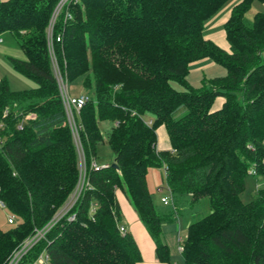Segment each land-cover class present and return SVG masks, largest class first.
I'll return each mask as SVG.
<instances>
[{
    "label": "trees",
    "instance_id": "16d2710c",
    "mask_svg": "<svg viewBox=\"0 0 264 264\" xmlns=\"http://www.w3.org/2000/svg\"><path fill=\"white\" fill-rule=\"evenodd\" d=\"M58 1L0 0V34L10 32L24 53L23 59H7L35 83L13 90L0 78V199L16 218L0 229V264L50 221L79 179L47 38ZM226 1L81 0L58 14L52 49L60 73L68 84L82 77L89 96L77 113L88 185L71 209L75 219L57 221L19 264L43 250L51 264H138L134 238L118 229V188L159 260L169 262L170 256L162 224L186 215L191 219L180 242L182 264H264V187L252 201L240 197L250 169L264 178V14L245 17L255 0L233 5L223 24L226 51L204 37L206 20ZM206 57L227 73L203 79L196 89L187 80L189 64ZM217 96L224 102L213 110ZM105 120L114 125L103 135L98 123ZM161 124L171 150L156 149ZM103 139L117 168L112 162L90 167ZM149 167L164 169L172 199L166 208L147 188Z\"/></svg>",
    "mask_w": 264,
    "mask_h": 264
},
{
    "label": "crops",
    "instance_id": "0c3cea01",
    "mask_svg": "<svg viewBox=\"0 0 264 264\" xmlns=\"http://www.w3.org/2000/svg\"><path fill=\"white\" fill-rule=\"evenodd\" d=\"M239 1L240 0H237L236 2H234L227 10H225L223 12V14H221L218 17V19L221 18V20L218 22V24H222V29H223L224 22L227 20L229 14H230V9L232 8L233 5H235ZM255 1H257V0H255ZM214 25H215V21H212L210 23L209 27L207 28L209 32L206 31V29H205L206 27L204 28V31H206V33H204V37L212 40L215 44H217L221 40V38H220L221 33L220 32H217V33L214 32V29H213ZM223 32H224V36H225L224 29H223ZM225 39H226V37H225ZM218 46L221 47L222 49L226 50V51H229V43H228V47H227V45H223V44H219ZM0 55H4V57H6V58L9 56L14 57V58H19V59L24 58L23 51L20 49V47L16 43L13 35L10 32H3L2 34H0ZM215 64H217V63H215L214 61H212L210 58H207V57L192 61L189 64V72L187 74L188 82L191 84H194V87H197L195 85L197 84L198 80L200 82H202L203 79H205L207 77L204 74V71H209L210 69H213L215 67ZM2 77H4V76H2V74L0 73V78H2ZM9 86H10V84H9ZM10 88H11V86H10ZM67 89H68V93L70 94L69 84L67 85ZM83 92H84V89L81 92V94ZM223 102H224V98L222 96H217L213 101L212 109L213 110L218 109L222 105ZM145 118H146V120L152 119V117L150 115H145ZM106 121H108V120L99 121V123H98L101 131L103 132V135H105L106 132H108L111 129V127L114 125V122H113L112 126L109 129H105V127H103V124ZM160 126H164V125L161 124ZM164 128H165V126H164ZM156 149L157 150H171L172 149L166 128H165V138H163V139L159 138V141H158V136H157ZM94 159L96 160V157ZM258 178H260V176ZM262 180L264 183V178H262ZM146 181H147V188H148L149 192L151 193L152 198L155 201L156 205L160 208H166V205H164L160 200L162 196L168 195L167 186L165 185V182H164L163 168L162 167H149L147 169ZM159 187H162L161 191L158 190ZM115 196H116V199H117L119 206H120V220L119 221H120V223H122L126 227L127 232L132 235V237L134 238V240H135V242H136V244L140 250L141 260L138 264H170V263H172L170 261V257L174 262L176 260L175 259V249L178 248V244H180V242L182 241L181 236H180L181 226H180L179 221L185 220L184 222L186 223V226H185V228H186L190 222L191 216H186V215L177 216L172 223H163L162 224V226H161V229H162L161 238H162L163 243L166 244L167 247L169 248V255H170L169 256V262H163V261L158 259L156 252H155L154 241L152 240L150 234L148 233L147 229L143 225L141 219L139 218L137 212L133 208L129 199L126 197V195L123 193V191L119 188L115 190ZM178 218H179V220H178ZM175 223L177 224L176 236L174 234H172V227L169 226L170 224L175 225ZM176 245H177V247H176Z\"/></svg>",
    "mask_w": 264,
    "mask_h": 264
},
{
    "label": "rangeland",
    "instance_id": "374dc122",
    "mask_svg": "<svg viewBox=\"0 0 264 264\" xmlns=\"http://www.w3.org/2000/svg\"><path fill=\"white\" fill-rule=\"evenodd\" d=\"M236 1L237 0H227L225 2V4L213 16L211 18L207 19L205 22V27H206L205 29L207 32H209L207 28L209 27V25L212 21H215V25L213 27L214 32L215 33H217V32L221 33V37H220L221 40L219 41V43H217L218 45L223 44V45H227V47H228V43L225 39L224 32L222 29V24H218V22L221 20V18L218 19V17L221 14H223V12L225 10H227ZM53 11H54V9H53ZM257 13L264 14V2H261V1L252 2L251 6L249 7L248 11L245 14V17L249 20H252ZM52 29H53V27H52ZM52 29H50V30H52ZM206 31H204V33H206ZM48 34H50V33H49V29L47 27V36H48ZM51 63H52L53 73H54L58 83L60 85H62V87L67 86L68 82L65 80V78L60 73V70H59V67L57 65L55 57H54V61H53V59H51ZM0 73L2 74V76L6 77L8 79V82L11 86V89L22 90V89H29V88H32L35 86V83L31 79H29V78L19 74L17 71H15L13 69L11 63L9 62V60L6 57H4V55H0ZM204 74L207 76L206 77L207 80L208 79H215V78H222L226 75V69L223 65L217 63V64H215V67L213 69H210L209 71H204ZM172 84H173L175 89L183 90V87L181 85H179L178 83L172 82ZM189 84L192 87H194V84H191V83H189ZM201 84H202V82H200L198 80L197 84L195 85L197 87H194V88H196V89L200 88ZM82 91H83L82 77H78V78L69 82V92L71 95L81 94ZM83 93H85V90ZM112 124H113L112 121H106L103 124V127H105V129H109L112 126ZM156 135L158 136V141H159V138H161V139L165 138L164 126L159 125L156 128ZM73 140H74V144H75L77 156H78L79 173L82 172V174H83L84 170L87 171V166H86V162L84 160V155H83L84 153L82 152L80 136L78 135V133H76V132L73 133ZM95 156H96V160L99 164L111 163L113 161V157H114L113 152H112V150H111L106 139H103V141H101L96 146ZM244 181H245V186H244V190L242 191L240 197H241L243 202H249L255 198L257 189L264 187V183H263L262 179L257 178L256 176L252 175L250 172L247 173ZM75 188L77 189V185ZM75 188L73 189L72 193L69 196L70 198L68 197V199H71ZM6 213H7L6 210L0 207V229L1 230L7 229L8 227L11 226L6 221ZM178 220H179V218H178ZM184 221L185 220L179 221L180 226H181L180 236H181L182 240H184L186 238V234H187V227L185 228L186 223ZM169 226L172 227V234H174L176 236L177 224L176 223H175V225L170 224ZM178 246H179V244H178ZM176 247H177V245H176ZM177 249L178 248L175 249V259L176 260L173 262V260L170 257V261L172 262L171 264H174L175 262L177 264L183 263L180 251H179V249L178 250Z\"/></svg>",
    "mask_w": 264,
    "mask_h": 264
},
{
    "label": "built area",
    "instance_id": "2783aa9c",
    "mask_svg": "<svg viewBox=\"0 0 264 264\" xmlns=\"http://www.w3.org/2000/svg\"><path fill=\"white\" fill-rule=\"evenodd\" d=\"M81 0H59L54 8V11L51 15L48 29L49 33L47 38H48V46H49V51L51 55V59L54 61V53L52 49V27L53 24L58 16V14L66 8L70 3H76L80 2ZM71 13L69 11H65V18H70ZM59 37H56V40H59ZM59 84V83H58ZM67 86L62 87V85L59 84V88L61 91V97H62V102H63V107L66 113L67 117V123L70 127V130L72 132V135L74 132L78 133L79 135V130L81 129V124L77 121V113L79 112L80 108L85 105V103L88 101L89 96L86 95L85 93L78 94V95H70L68 93V89L66 88ZM147 124H151L152 120L148 119L146 120ZM20 127V126H19ZM83 152V149H82ZM84 155V154H83ZM85 160V157H84ZM108 163L104 164H99L95 159L91 160L90 167L92 166L95 169H98L100 167H105L107 166ZM164 172V169H163ZM249 172L251 174H255L254 169H250ZM83 175V176H82ZM87 171L84 170L83 174L82 172L79 173V179L77 182V189L75 188L73 195L71 199H67V201L64 203L63 206L58 208V210L55 212L53 217L50 219L48 223H46L42 228L37 229L35 233L27 238H25L22 243L12 252V254L9 256L6 264H19L20 259L24 254L27 253V251L34 245L36 244L40 239L45 237V234L50 230V228L57 222L59 221L62 217L66 216V219L71 221L75 219V213L71 211L73 208L74 204L76 203L81 191L87 187L88 181H87ZM159 191L162 190V187H159ZM168 195L167 196H162L161 197V202L165 205H169L172 203L171 199V194L170 191L167 187ZM70 198V197H69ZM0 207L5 209V204L4 202L0 199ZM96 205L93 204L90 208V215L95 211ZM6 221L8 224L12 225L16 223V218L14 215H11L9 213H6ZM118 229L122 234H125L127 232L126 227L122 224H118ZM179 251H182V245L179 244L178 246ZM29 264H51L49 260V255L45 250H43L37 258L32 261Z\"/></svg>",
    "mask_w": 264,
    "mask_h": 264
},
{
    "label": "water",
    "instance_id": "95a60500",
    "mask_svg": "<svg viewBox=\"0 0 264 264\" xmlns=\"http://www.w3.org/2000/svg\"><path fill=\"white\" fill-rule=\"evenodd\" d=\"M111 166L117 168V164H116V162H112V163H111Z\"/></svg>",
    "mask_w": 264,
    "mask_h": 264
}]
</instances>
